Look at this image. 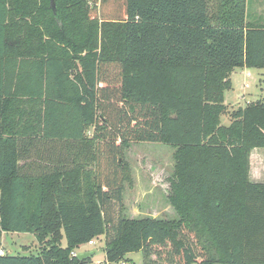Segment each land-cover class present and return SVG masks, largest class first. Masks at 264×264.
<instances>
[{
	"label": "trees",
	"instance_id": "obj_1",
	"mask_svg": "<svg viewBox=\"0 0 264 264\" xmlns=\"http://www.w3.org/2000/svg\"><path fill=\"white\" fill-rule=\"evenodd\" d=\"M54 4L0 0V264H89L72 253L102 236L105 264H264V99L224 104L236 69H264L247 0ZM139 143L174 150L176 218L125 217ZM13 233L37 253L5 252Z\"/></svg>",
	"mask_w": 264,
	"mask_h": 264
},
{
	"label": "rangeland",
	"instance_id": "obj_2",
	"mask_svg": "<svg viewBox=\"0 0 264 264\" xmlns=\"http://www.w3.org/2000/svg\"><path fill=\"white\" fill-rule=\"evenodd\" d=\"M258 9H264V0H248L247 19ZM261 11V10H260ZM232 88L224 93V104L237 107L264 99V69H236L231 76ZM221 124L229 125V119L222 116ZM88 133H91L90 131ZM89 135V134H88ZM174 150L166 145L139 143L126 150L124 161L132 179V187L125 184L124 213L127 218L173 219L176 214L166 200L167 178L173 174ZM250 180L264 183V149H254L249 156ZM2 245L9 255L28 256L36 254L39 245L31 234H4ZM61 246H66L65 238ZM104 237L94 245H82L75 249L76 255L95 252L89 264L105 261ZM127 264H141V253L128 255Z\"/></svg>",
	"mask_w": 264,
	"mask_h": 264
},
{
	"label": "crops",
	"instance_id": "obj_3",
	"mask_svg": "<svg viewBox=\"0 0 264 264\" xmlns=\"http://www.w3.org/2000/svg\"><path fill=\"white\" fill-rule=\"evenodd\" d=\"M248 2V0H247ZM261 10V11H260ZM246 16H247V4H246ZM247 21L249 23H254V24H264V9H258L256 10L252 17L249 19H247ZM245 69V68H244ZM249 178H250V174H249ZM252 181V180H250ZM252 182H255V181H252ZM255 183H258V182H255ZM260 183V182H259ZM3 246V245H2Z\"/></svg>",
	"mask_w": 264,
	"mask_h": 264
},
{
	"label": "water",
	"instance_id": "obj_4",
	"mask_svg": "<svg viewBox=\"0 0 264 264\" xmlns=\"http://www.w3.org/2000/svg\"><path fill=\"white\" fill-rule=\"evenodd\" d=\"M51 8L55 12L54 0H51ZM94 254H95V252L84 253V254L78 255L77 258L79 260H84V259H87V258H91Z\"/></svg>",
	"mask_w": 264,
	"mask_h": 264
},
{
	"label": "built area",
	"instance_id": "obj_5",
	"mask_svg": "<svg viewBox=\"0 0 264 264\" xmlns=\"http://www.w3.org/2000/svg\"><path fill=\"white\" fill-rule=\"evenodd\" d=\"M94 243H95V241L92 240L88 243V245L92 246V245H94ZM3 253H4L3 251H0V255H3ZM72 255L77 256L75 252H73ZM102 264H105V263L103 262ZM120 264H125V263H120Z\"/></svg>",
	"mask_w": 264,
	"mask_h": 264
}]
</instances>
